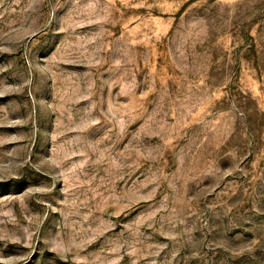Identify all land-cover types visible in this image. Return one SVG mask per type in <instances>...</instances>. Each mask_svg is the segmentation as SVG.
I'll use <instances>...</instances> for the list:
<instances>
[{
	"label": "rangeland",
	"instance_id": "374dc122",
	"mask_svg": "<svg viewBox=\"0 0 264 264\" xmlns=\"http://www.w3.org/2000/svg\"><path fill=\"white\" fill-rule=\"evenodd\" d=\"M0 264H264V0H0Z\"/></svg>",
	"mask_w": 264,
	"mask_h": 264
}]
</instances>
